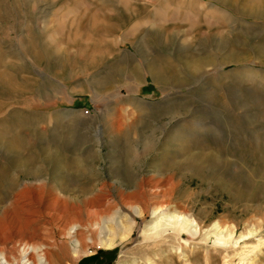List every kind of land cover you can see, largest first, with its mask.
Returning <instances> with one entry per match:
<instances>
[{"label": "rangeland", "instance_id": "obj_1", "mask_svg": "<svg viewBox=\"0 0 264 264\" xmlns=\"http://www.w3.org/2000/svg\"><path fill=\"white\" fill-rule=\"evenodd\" d=\"M169 178L195 235H154ZM91 194L124 237L76 252L46 211ZM0 234L51 264H264V0H0Z\"/></svg>", "mask_w": 264, "mask_h": 264}, {"label": "bare ground", "instance_id": "obj_2", "mask_svg": "<svg viewBox=\"0 0 264 264\" xmlns=\"http://www.w3.org/2000/svg\"><path fill=\"white\" fill-rule=\"evenodd\" d=\"M210 162H204L203 164L205 165L209 164V166L215 164V162L213 161L211 163ZM202 165H198L197 162L192 163L188 161L184 166L185 167L187 166L186 167L187 170L189 171L191 170L194 172L196 171L195 168L198 170V166L201 167ZM170 182H172L170 178L169 180L166 181L160 180L159 182V185H161L160 187H157L156 189L153 190L149 189V194H151V192L152 193L154 192V194H152L151 196V199L149 198L150 195L147 194L148 201L146 203L147 204L146 210L151 211L152 209V215L156 219L155 222L156 224L153 227L155 231L154 235L158 234L159 236H161L163 235V233L170 231L175 232L174 233L175 236H180L181 233L184 232H190L195 235L196 231L195 232L193 231L191 221L189 220L188 212L186 210H183L180 216L179 213H176V211H174L173 208L174 205L172 203V200L168 198L170 192L168 191L167 188ZM142 190L145 191L146 189L143 188ZM28 191L30 192L27 193L24 192V195H28L32 197L33 199H35L36 202L43 204L44 207L47 206L48 209H52L51 207H55L59 203L61 204L67 203L66 197L61 196L60 193L63 192L60 190L57 191V196L52 199L51 198L46 199V196L44 195L42 196L40 194V191H36L35 189ZM136 192L137 191L131 192L133 194L129 193V200L126 199L123 202L124 208L126 206L127 207L129 206V209L136 208V205L140 200V199L138 200L139 193ZM93 196L92 194L88 196H82V200H77V201L85 206L82 207L81 204H78L77 209L76 207L72 206L70 208L71 210L68 212L65 211L59 214L56 213L57 215H51L48 209L46 211V215L48 217H51L52 219L55 220L57 219V222L58 221L62 222V226L58 229L60 235L62 237L69 238L72 241L76 249V252L85 251L87 248L88 241L94 239L97 236V234L103 236V245L108 247L114 246L116 244L117 239L119 238L122 239L124 237L123 231L125 228L123 223L120 222V220L116 219L114 215L110 214L108 208L105 207L106 205L103 206L100 205L98 202L96 203L95 202L96 200ZM109 225L110 226L114 225L117 229H119V232L116 233L117 236L114 237L112 240H108L109 235L111 234V229ZM199 226H200V230L202 231V229L206 228V223L200 220ZM233 234L234 232L231 230L230 235L227 234L228 238H232ZM252 234L253 233L251 232L243 233L239 239L242 240L245 237L251 236ZM18 235L19 234L12 236L10 240L4 239L0 236V259H1L0 264H51L49 261L44 260L42 256L36 258L35 256V253H37L36 249L26 244L27 242L26 243L23 242L24 238ZM218 241L223 242L222 244L230 243L229 240H227L225 237L220 238Z\"/></svg>", "mask_w": 264, "mask_h": 264}]
</instances>
